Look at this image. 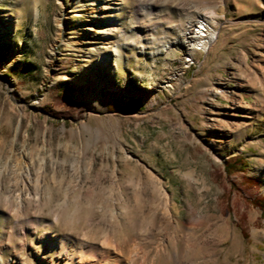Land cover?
<instances>
[{"label":"rangeland","instance_id":"obj_1","mask_svg":"<svg viewBox=\"0 0 264 264\" xmlns=\"http://www.w3.org/2000/svg\"><path fill=\"white\" fill-rule=\"evenodd\" d=\"M113 1L0 0V264H264V0Z\"/></svg>","mask_w":264,"mask_h":264},{"label":"bare ground","instance_id":"obj_2","mask_svg":"<svg viewBox=\"0 0 264 264\" xmlns=\"http://www.w3.org/2000/svg\"><path fill=\"white\" fill-rule=\"evenodd\" d=\"M99 7L103 11V13L97 14V16L99 15V17H102V20H101L102 22L106 24L109 22L116 23L119 21V19L116 17V13L119 12L121 8H120V5L117 4V2H114L113 0H102V4ZM208 28L209 26L206 21L201 20L198 22V30H199L198 32L201 33L203 37L205 36L208 37V33L206 32ZM109 29H110L109 26H105L103 28L105 35L109 33ZM196 32L197 31L194 28L191 29L189 32H185V38L189 39L190 41L193 40L192 42L198 41L196 40L197 38ZM214 37L216 36L213 35L212 38ZM214 39L212 41H214ZM178 40L182 42L184 41V39H177V41ZM192 229H197V226L193 227ZM238 242H239L238 238L234 235V244H238ZM83 244L82 245L80 244L81 246L79 245L77 249H74L67 242H63V243L57 242L56 244L49 243L48 248L51 249L52 252L54 253V255L50 258L51 262L56 261V263H62V264H87L88 262L86 260L87 258L86 254H88L89 252V253H94L96 255L95 256L96 259L94 258L95 264L103 260H109L110 262H113V264H120L119 263L120 261H123L122 264H136L135 259H133V257H130L131 253H129L128 250L125 249L124 247L113 249V250L112 249L109 250L110 249L109 248V249H104L102 251H96L92 247L90 246L86 247ZM90 262H93V261H90Z\"/></svg>","mask_w":264,"mask_h":264},{"label":"trees","instance_id":"obj_3","mask_svg":"<svg viewBox=\"0 0 264 264\" xmlns=\"http://www.w3.org/2000/svg\"><path fill=\"white\" fill-rule=\"evenodd\" d=\"M112 104L116 106H121V103L119 100L112 101ZM246 167H247L246 160L242 157H237L235 159L226 160L224 170L226 174L230 176L235 171H245ZM249 202L255 207L259 208L262 212V216H264V196L263 195H255L249 199Z\"/></svg>","mask_w":264,"mask_h":264}]
</instances>
